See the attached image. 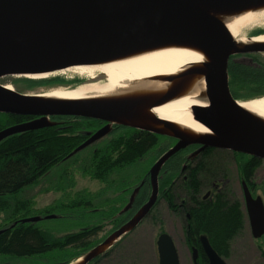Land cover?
Instances as JSON below:
<instances>
[{
  "label": "water",
  "instance_id": "1",
  "mask_svg": "<svg viewBox=\"0 0 264 264\" xmlns=\"http://www.w3.org/2000/svg\"><path fill=\"white\" fill-rule=\"evenodd\" d=\"M203 1L211 3L210 0H0V79L51 75L101 61L137 46L173 39L199 43L214 58L213 64L207 66L205 77L210 106L193 110L197 121L216 139L185 141L178 138L179 143L150 171L152 194L149 201L127 224L80 258L83 259L80 264L92 262L146 219L158 198L160 170L180 149L196 144L201 145V149L223 148L264 160V129L241 109L229 87L231 57L262 52L264 48L251 47L234 52L233 37L223 22L196 5ZM230 5L233 3L229 1L226 6ZM209 7L215 8L212 3ZM34 16L42 19L49 34L27 23ZM0 101L3 102L0 112L43 117L1 131L0 143L12 135L52 125L50 116L84 117L115 123L111 115L120 109L87 103L40 104L1 85ZM109 131L108 124L75 152L87 148ZM245 194L250 224L258 238L264 234V209L260 200H253L248 191ZM32 221L37 218L24 220ZM201 243L208 264H227L205 236L201 237ZM157 247L159 264H180L176 244L170 235L161 234ZM193 252L196 262L198 253Z\"/></svg>",
  "mask_w": 264,
  "mask_h": 264
},
{
  "label": "rangeland",
  "instance_id": "2",
  "mask_svg": "<svg viewBox=\"0 0 264 264\" xmlns=\"http://www.w3.org/2000/svg\"><path fill=\"white\" fill-rule=\"evenodd\" d=\"M253 32L246 36H254L252 35ZM232 58L229 65L231 63L232 68L237 67V71L242 69L248 73H252L253 71L264 73V51L235 54ZM231 70L229 71L230 86L235 97L243 101L264 97V80L260 82L264 78V75L253 81L246 82L247 80L243 78H237V75L235 77ZM12 79L16 81L17 88L27 94L47 93L53 90H75L81 86L91 84L88 77L73 73L53 75L36 82L23 77H13ZM241 83L244 84L241 85ZM52 118L49 120L51 123H62L56 122L54 117ZM1 121H4L2 117H0ZM103 123L105 126L106 124H110L111 128L116 125L115 123L107 121H103ZM82 131L90 132L91 129L84 128ZM155 135L159 137L157 148L154 147L143 161L129 168H125L123 171L112 173V176L104 181L92 178L88 173H84L83 168H81L84 165L83 161L92 154L94 149L101 147L102 143L99 142L96 145L95 143L91 144L87 150L78 155L80 156L78 161L75 162L77 156L69 163L55 168L48 176L40 180L36 186H33L23 193L24 200L17 199L16 201L18 203H10L8 208L12 206L11 209H13V206H18L19 200L22 201V204L28 203L36 215L34 217H37V220L43 219L39 223L40 228L53 238H61L67 234L100 226L98 235L92 238L95 248L124 225H120V223L128 219L126 216H122L124 207L126 208L128 205L126 203L128 202L126 201L127 198L134 197L136 191L141 190L138 202H143L142 205H144L148 201V197L152 193V183L150 178L149 185L151 187L147 186V182H145L146 175L153 168L155 161L164 154V151L166 152L168 150L167 148L169 146L166 145V139H173L165 135ZM80 143L78 146L81 145ZM78 146L76 149H78ZM195 148L193 145H188L182 149ZM219 149L223 150V148ZM220 154L225 155V153ZM260 161L261 164L254 174V187L256 188L258 186V195L262 197L264 196V160L260 159ZM241 170L242 167L239 163L236 166H229L230 177L235 180L237 177L244 178ZM144 184L145 186L143 187ZM130 186L133 189L138 186L133 194L131 193L132 189H130ZM140 186L142 187L140 188ZM207 191V189H204L202 196ZM235 195L236 197L238 196L237 198L241 197L238 184H235ZM79 196L85 197L88 200L91 199L90 201L93 205L86 211H80L74 208L70 209L73 200ZM135 199L137 198L135 197ZM63 203L65 204L63 205ZM57 206L60 208L56 209V212L49 213V209ZM62 206L68 208L62 209ZM110 207L117 213L110 210ZM40 213L43 216H40ZM135 213L136 208L134 209ZM155 213L151 214L148 219H145L134 232L126 235L125 239L123 238L121 242L111 246L105 253L106 256L100 255V258L98 256L90 264H159L157 241L163 233L173 238L179 253L180 263L193 264L192 251L186 243L187 235L183 227L184 217L177 218L168 209L167 203L164 201L163 203L159 202ZM10 216V211L0 213V230L11 225ZM248 231L249 229L232 243V248H230L225 259L227 264H264V241L262 242L261 239H253ZM71 256L70 253H52L30 259L0 256V264H62L69 260Z\"/></svg>",
  "mask_w": 264,
  "mask_h": 264
},
{
  "label": "bare ground",
  "instance_id": "3",
  "mask_svg": "<svg viewBox=\"0 0 264 264\" xmlns=\"http://www.w3.org/2000/svg\"><path fill=\"white\" fill-rule=\"evenodd\" d=\"M229 1L233 5L226 6ZM210 2L215 8H210L211 3L205 1L196 5L223 22L233 37L234 52L251 47L264 48V33L246 36L253 31L264 30V0ZM27 23L49 34L47 25L38 16L31 17ZM213 62V56L201 44L173 39L137 46L101 61L51 75L17 77L35 82L66 73L88 77L91 84L75 90H53L26 94V97L40 104L87 103L117 107L119 111L111 115L115 123L185 141H197L216 139L197 121L193 110L210 106L205 77L207 66ZM8 89L13 91L11 86ZM1 106L3 102L0 101ZM239 106L264 129V97L240 100Z\"/></svg>",
  "mask_w": 264,
  "mask_h": 264
},
{
  "label": "trees",
  "instance_id": "4",
  "mask_svg": "<svg viewBox=\"0 0 264 264\" xmlns=\"http://www.w3.org/2000/svg\"><path fill=\"white\" fill-rule=\"evenodd\" d=\"M236 69L237 67H234L231 70L235 77L237 75V78H243L247 80L246 82L253 81L264 75L260 71L248 73L246 70L237 71ZM247 74L249 75L247 76ZM263 80L264 78L260 82ZM243 84L241 83V85ZM0 117L4 120L0 122V131L13 122L26 120V116L19 115L0 114ZM87 119L84 117H54L56 122L62 123L53 124L39 130L18 133L4 139L0 143V213L11 212L9 217L11 225L0 230V256L30 259L52 253H70L72 258L70 257L69 260L62 263L70 264L94 248V240L92 238L98 235L100 226L67 234L61 238H53L40 228L39 223L43 219L24 222V220L29 218H37L34 217L36 215L28 203L22 204V201L19 200L18 206H13V209H11L12 206L8 208L10 203L15 204L18 203L17 199H23V193L26 190L36 186L40 180L48 176L55 168L69 163L87 150L86 148L75 152L82 137L87 133L82 130L90 128L93 131L96 128V124L92 127H86L85 124H82L81 121H86ZM158 138V136L148 131L118 126L110 134L98 140L102 143L101 147L93 150L92 154L86 159L87 161H83L84 165L81 168H83L84 173H88L92 178L100 181L107 180L112 176V173L123 171L125 168L143 161L151 150L158 145ZM79 157L76 158L75 162L79 160ZM260 164V159H253V176ZM244 168L245 166L242 167L241 172L245 177L246 168ZM150 178L149 172L145 179L148 185ZM137 187L134 189L133 187L130 188L132 189V194L137 190ZM137 193L141 192L137 190L134 197L126 199L128 201L126 203L130 204L131 208L125 210L124 207L122 216H126L128 219L120 223V225H125L130 221L133 215L143 206V202H138ZM90 200L79 196L73 200L70 209L86 211L93 205ZM59 208L57 206L49 209V213L56 212V209ZM61 208L68 207L62 206ZM135 208L136 213L134 214ZM110 210L117 213L111 207ZM228 210L224 206L215 211L202 207L201 210L196 212L193 222H190L191 227L198 228L197 233H192L190 238L194 237L197 239L199 235H205L206 233V235H209L211 245L215 251L219 255L227 257L229 252L227 249L228 243L236 235L233 230L242 222V218L238 221L237 215ZM151 214L149 213L146 219ZM40 216H43V214L40 213ZM101 256L106 255L102 254Z\"/></svg>",
  "mask_w": 264,
  "mask_h": 264
},
{
  "label": "flooded vegetation",
  "instance_id": "5",
  "mask_svg": "<svg viewBox=\"0 0 264 264\" xmlns=\"http://www.w3.org/2000/svg\"><path fill=\"white\" fill-rule=\"evenodd\" d=\"M262 33L255 32L252 35ZM231 57V61H232ZM232 69L231 63L229 65V71ZM12 76L3 77L0 79V85L8 89L9 86L13 87L15 93L24 95L27 93L22 92L17 88L16 81L12 79ZM229 87L233 95V91L230 86V76H229ZM3 114V113H0ZM5 115V114H3ZM11 116V114H6ZM20 116V115H19ZM24 121H16L11 123V125L5 128L23 125L26 123H31L42 119L41 116H26ZM50 119H53L50 117ZM95 119H87L86 121H81L86 124L87 127H92L96 124V128L93 129L92 133L87 132L84 137H82L81 145L85 143L93 134L103 128L105 125L102 122H98ZM108 125V124H106ZM118 127L117 125L111 128L110 134L114 129ZM107 134V135H108ZM179 139L174 137L173 139H167L168 150L155 161L154 165L168 153L172 148H174L178 143ZM100 141L95 143L98 144ZM195 149H180L172 156V158L161 168L158 176L159 184V194L155 205L153 206L150 213H155L159 202H166L168 209L177 218L184 217V231L187 235L186 243L190 246L192 251V263L193 264H208L209 260L203 250L202 243L200 240L201 235L196 238L191 237L192 233H197V227H191L194 216L198 210L202 207L208 208L209 210L220 209L221 207L228 208L230 212H233L238 217V221L242 218L240 225L236 226L233 230L235 236L228 243V250L232 248V243L239 237L243 235L245 231L249 229V234L252 235L253 239L264 241V234L261 237H255L253 234L252 226L248 217V207L246 202V194L248 191L251 198L255 201L260 200L264 209V196L260 197L258 195V186L255 188L254 176L252 173V164L254 157L252 155L238 153L230 150L212 149L211 147L201 149V145L194 144ZM90 147V146H89ZM88 147V148H89ZM87 148V149H88ZM220 153H225L221 155ZM237 163L241 167L245 166L246 172L244 178L232 179L229 172V166H236ZM244 168V169H245ZM166 181V183H165ZM236 182V183H235ZM147 184V183H146ZM235 184H238L240 188L241 197L237 198L235 195ZM145 184L143 185V187ZM147 186H150L147 184ZM151 187V186H150ZM207 189L208 191L202 196V191ZM141 192V190H140ZM152 194V193H151ZM140 196V193L136 195ZM151 197V195L148 197ZM161 200V201H160ZM157 213V212H156ZM155 213V214H156ZM134 216V215H133ZM157 217V216H156ZM239 230V232H238ZM238 232V233H237ZM205 233V232H204ZM204 235V234H203ZM209 242L211 239L209 235H205ZM193 250H196L198 257L196 262L193 260ZM179 254V253H178ZM226 259V256H222ZM180 258V257H179ZM181 264V263H180Z\"/></svg>",
  "mask_w": 264,
  "mask_h": 264
}]
</instances>
